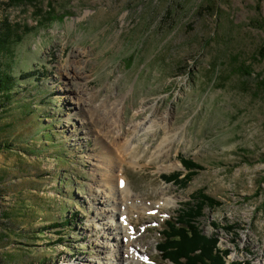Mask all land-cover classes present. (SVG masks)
<instances>
[{"label": "rangeland", "instance_id": "rangeland-1", "mask_svg": "<svg viewBox=\"0 0 264 264\" xmlns=\"http://www.w3.org/2000/svg\"><path fill=\"white\" fill-rule=\"evenodd\" d=\"M3 18L23 28L13 75L34 73L0 112V264H130L99 211L116 177L125 206L173 200L129 213L137 264H174L156 246L198 189L226 261L264 264V0H0ZM180 156L204 167L185 186L162 179Z\"/></svg>", "mask_w": 264, "mask_h": 264}, {"label": "trees", "instance_id": "trees-1", "mask_svg": "<svg viewBox=\"0 0 264 264\" xmlns=\"http://www.w3.org/2000/svg\"><path fill=\"white\" fill-rule=\"evenodd\" d=\"M20 1V0H15ZM32 1V0H29ZM53 9L40 13L46 21L58 20ZM22 27L7 18L0 19V112H7L12 104L18 79H26L34 72L29 71L15 77L12 73L13 48L22 39ZM264 57V47L260 51ZM246 69H244L245 71ZM248 71V70H246ZM1 146V145H0ZM183 170L163 174L167 182L185 186L203 165L191 158L179 157ZM220 202L202 189L196 190L188 201L180 204L174 216L165 219L161 239L156 248L164 260L174 264H253L249 260L227 262L229 250L221 248L216 235H206L199 227V219L204 215V208H213ZM68 225L66 218L62 223L51 226ZM216 225V224H214Z\"/></svg>", "mask_w": 264, "mask_h": 264}, {"label": "bare ground", "instance_id": "bare-ground-1", "mask_svg": "<svg viewBox=\"0 0 264 264\" xmlns=\"http://www.w3.org/2000/svg\"><path fill=\"white\" fill-rule=\"evenodd\" d=\"M84 53L78 52L76 50H72V53L70 54V57L66 59L65 62V75L70 77H76L79 74V61L81 55ZM149 120L146 119V121ZM140 123V124H144ZM139 126V125H138ZM117 165V164H116ZM122 177H120L121 179ZM119 182V181H118ZM124 179H122L119 182L118 187L117 186V177H116V183L115 187H111L109 191H103L104 200L102 203H104V207L99 209L100 213L105 214L109 213V217H115L116 224L114 229L117 231L114 236H112V239L115 241L114 244V250L121 251L122 257L126 260H129L130 264H137L135 261L136 259H139V257H142L144 253L139 251V241H143L146 237V234L142 230V233L137 234L135 232V227H137L136 224L133 223V216H131L132 208H137L135 204H132V206H125L123 201L126 200L129 197L128 188L126 187L124 183ZM135 198V197H134ZM146 200V199H145ZM140 202H145L141 201ZM173 202L172 199L169 197H163L161 199H156L154 201L151 200L149 202V205H144L139 208H137V214H143L147 212L149 209H162L169 207V204ZM133 203H136V201H133ZM134 212V211H133ZM137 215V217H138ZM136 218V217H135ZM109 228V226H108ZM133 231V232H131ZM135 255V256H134ZM108 261H110L107 258ZM140 260V259H139ZM138 260V264H143L144 262L141 260ZM97 264H100V260H98ZM114 264V263H110Z\"/></svg>", "mask_w": 264, "mask_h": 264}]
</instances>
